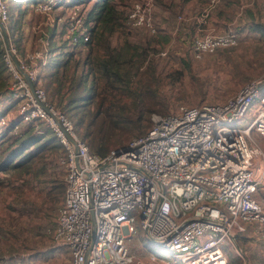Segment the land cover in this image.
Wrapping results in <instances>:
<instances>
[{
	"label": "built area",
	"instance_id": "built-area-1",
	"mask_svg": "<svg viewBox=\"0 0 264 264\" xmlns=\"http://www.w3.org/2000/svg\"><path fill=\"white\" fill-rule=\"evenodd\" d=\"M70 1L41 0L35 9L49 27L65 29L71 49H84L90 39L88 8ZM220 2L210 0L203 16ZM62 5L66 14L56 15ZM156 7V0L135 1L127 15L128 28L158 33ZM9 19L7 0H0V21L7 29ZM41 25L36 29L41 32L37 46L24 57L11 43L35 93L8 54L5 58L17 101L15 120L44 119L63 143L62 150L49 157L48 167L56 165L63 176L65 193L47 233L67 248L71 264H229L222 244L227 242L243 257L240 232L263 242L258 258L264 264V149L253 137L255 133L264 138V73L243 83L225 101L180 104L168 114L152 113L146 133L100 155L90 150L71 119L47 100L41 74L51 57V35ZM210 29L194 37V57L237 44L238 33L232 26L221 33ZM257 100L259 106L247 125L230 124ZM39 101L57 113L73 140ZM11 120L0 116V127ZM19 126L14 133L20 132ZM139 227L174 260L165 252L138 254L130 241ZM245 260L243 264H249Z\"/></svg>",
	"mask_w": 264,
	"mask_h": 264
},
{
	"label": "rangeland",
	"instance_id": "rangeland-1",
	"mask_svg": "<svg viewBox=\"0 0 264 264\" xmlns=\"http://www.w3.org/2000/svg\"><path fill=\"white\" fill-rule=\"evenodd\" d=\"M30 1L22 0L17 14L18 16L22 11V19L17 24L18 30L16 32L20 35L25 34V37L27 35L29 40L22 42V45L20 43V47L18 46L23 57L28 51L37 46V39L41 34V32L36 33L37 25H41L43 22L41 29L48 35H52L54 31V28L46 24L45 16L36 11L34 5L36 0ZM135 1L142 0H119L121 6L125 7L127 14ZM177 1L180 2L178 3L176 0H156L155 17L157 24L159 27L164 25V29H160L162 31L160 34L170 36L168 41H161V37L158 39L160 34L156 36L157 33L151 34L143 29L127 28L116 34L117 36L135 35L136 41L143 42L145 45H148V40L151 39L152 46L150 45V51H147V60L144 62L141 71L151 70L150 64L152 63L158 69L156 73L135 74L131 89L110 90L105 88L100 80L94 89L89 91L88 98H83V100L78 98L77 102L71 106L69 105L68 90L56 94V96H52V89L49 90L54 109L64 112L81 134L86 129L88 119L95 111H98L99 101L106 95L115 94L113 96L116 98L117 104L109 110H106L108 106L102 104V112H98L97 121L93 124L94 130L98 127L105 113L128 115L129 117H135L142 113L143 118L141 121L145 125L152 112L166 114L172 112L180 104L199 105L205 102L225 101L235 94L243 83L264 73V31L244 30L240 34L236 45L218 48L214 52L205 53L201 58H196L191 51L192 40L190 39L188 42L182 37L186 31L183 23L187 18H190V14L187 13L188 11L186 13L183 10L179 11V4L183 0ZM79 4H81V7L89 9V5ZM66 9L62 5V7L57 8L55 14L64 15ZM244 11L242 9V14ZM179 15L183 17L182 20L178 19ZM176 16L178 21L184 22L179 23ZM257 17H260V14L257 13ZM203 18L206 19L204 16ZM210 30L214 31L213 29ZM205 31L206 29L202 32ZM56 39L55 43L57 44L59 38L56 37ZM84 51L78 54L72 62L73 67L77 62L76 60L82 61L85 55ZM142 54L145 57L143 52ZM81 68L82 62L78 72ZM11 79L12 77L10 81ZM41 86L46 90L43 77ZM149 91H153L152 94H155L154 100H151L148 95ZM46 95L48 100V92H46ZM142 100L146 102L143 103ZM8 103L10 101L1 104L0 109L5 108ZM258 106L259 100L255 101L243 116L230 124L239 127L247 125L254 117ZM11 108L10 113L13 115L17 111V106H11ZM1 113L0 110V116ZM80 119H82L83 124L79 123ZM38 123L40 124L38 128L41 130L48 127L43 119ZM24 124L21 123L20 130ZM111 132L115 139L112 145L115 147L130 141L131 138L140 133V130L133 127L132 124L124 122L122 125L112 128ZM42 133L44 132H40V134ZM253 137L264 149V138L255 133ZM57 152H59L58 149L52 148L51 151L47 150L42 158L43 153L37 157L35 163L33 162V172L38 173L37 170H39V173L42 172L45 161L49 163L51 160L50 155ZM50 169L56 172L59 171L56 165H52ZM13 173L15 174V172ZM13 173L10 175L14 177ZM44 184L43 179L41 180L40 177L28 173L19 179L0 185V263L71 264V257L67 248L54 242L50 234L47 233V228L54 224L58 205L54 200H51V197L47 196L46 190H43ZM23 207H25L24 210H21ZM243 235L240 232L237 236L243 257L235 254L227 242L222 244L223 252L227 256L229 264H243L245 259L249 260L251 264L260 263L258 253L263 249V242L258 237ZM130 245L141 256H146L153 251L157 253L165 252L164 255L167 258L171 261L174 260L166 248L149 239L140 227L139 234L130 241ZM51 248L54 250L50 251ZM175 264H181V262L177 261Z\"/></svg>",
	"mask_w": 264,
	"mask_h": 264
},
{
	"label": "trees",
	"instance_id": "trees-1",
	"mask_svg": "<svg viewBox=\"0 0 264 264\" xmlns=\"http://www.w3.org/2000/svg\"><path fill=\"white\" fill-rule=\"evenodd\" d=\"M21 1L22 0H7L10 12V19L8 22L9 37L11 43H13L17 49L20 47L21 42L19 37L20 34L16 32L18 30L17 24L20 23V19H22V11L17 16ZM39 1L41 0H36L34 5ZM74 3L89 5L87 22L90 23V39L86 43L84 49H71V45H69L66 38L61 40L60 45H54L55 30L53 31V34L50 36L51 51L55 49L59 52L51 57L41 74L45 79L46 92L49 94L48 100L51 104L53 103L52 100H50V89H52V96H56V94H61L68 90L69 105L71 106L77 102L78 98L82 100L83 98H88L87 95L89 91L93 90L100 80L105 88L110 90L131 89L135 74L156 73L158 71L157 67L152 63L150 64L152 67L151 70L145 69L141 71L144 62L147 60V51H150L151 39L148 40V45H145V43L133 39V35H116L120 31L128 28L126 24L128 14L125 7L121 6L119 0L70 1V4ZM157 35L158 33L156 36ZM1 36L0 33V77H2L0 81V104L4 103V101H10V103L6 105V108L9 109L11 106H17V101L13 99L10 88V78L12 76L7 61L5 60L6 51ZM158 36V39L161 37V41H168L170 38V36L166 34H160ZM83 50H85V55L82 61L79 59L76 60L77 62L73 67L72 62ZM81 62L82 68L80 72H78ZM152 93L153 91H149L148 95L151 97V100H154L155 94ZM113 95H106L99 101L98 111H95L86 122V129L83 134L74 126L76 132L86 141L90 150L100 155H106L111 149L127 143L125 142L124 144L114 147L112 143L115 139L111 132L112 128L118 127L126 122L132 124L136 129H139L140 133L137 134L139 135L146 133L152 126L151 115L153 112L150 114L145 125L141 121L143 118L142 113H139L135 117L105 113L98 127L94 130L93 124L97 121L96 116L98 112H102V104L108 106L106 110L115 107V104H117L116 98ZM138 95H140V93H138ZM142 102L144 103L146 101L142 100ZM40 120L42 119L36 118L33 121L25 123L26 125L24 124L22 126L23 128L19 133H14L13 131L17 124L21 125L22 121L20 119L11 120L8 126L0 127V185L14 179H19L24 174L28 173H32L33 176H38L41 173H39V170H37L38 173L33 172L35 159L43 153L41 156L42 158L45 152L47 150L51 151L52 148L58 149L59 151L62 150L63 143L60 141L55 129L44 119L43 121L47 123L46 125L48 127L45 130L39 129L38 127L40 124L38 121ZM79 123L83 124L82 119H80ZM40 132L44 133L40 134ZM47 163L48 162L45 161L42 172L46 169ZM13 172H15V174ZM7 173H13L14 177L10 175L5 179ZM24 208L25 207L21 208V210H24ZM53 250V248L50 249V251ZM249 264H251L250 261Z\"/></svg>",
	"mask_w": 264,
	"mask_h": 264
},
{
	"label": "crops",
	"instance_id": "crops-1",
	"mask_svg": "<svg viewBox=\"0 0 264 264\" xmlns=\"http://www.w3.org/2000/svg\"><path fill=\"white\" fill-rule=\"evenodd\" d=\"M209 1L210 0H183V2L179 4V11L183 10L185 13L186 11H188L187 13L190 14V18H187L185 20V23H183L186 31L184 32L185 35L182 36L183 39L187 40L188 42L190 41V39L193 41L196 35L207 28H212L214 32L221 33L224 32L228 27L232 26L238 33V39L240 34H242V31L244 30H249L252 32L264 31V0H221L220 4L215 9L210 11V13L206 16V19H204L203 14L209 4ZM176 2L179 3L180 1L176 0ZM242 9L245 10L243 14ZM257 13L260 14V17H257ZM176 20L178 21L177 16ZM178 22L181 23L184 21L180 22L179 20ZM160 29H164V25L159 27L158 34L162 32ZM54 30V45H60L61 40H64L65 29L57 28ZM19 37L21 40V45L22 42L29 41L27 35L25 37V34L19 35ZM56 37L59 38L57 44L55 43V40H57ZM132 38L136 40L135 35H133ZM58 52V50H52L51 57L55 56ZM7 102L8 101H4V103L1 104H5ZM0 110L2 112L1 116H8L12 118V120L17 117V112L11 115L10 112L12 108L8 109L6 107H2V109ZM58 172L52 171L46 164V169L38 175V178L40 177L41 180L43 179V181L45 182L43 190H46L45 193L47 194V196L51 197V200H54L59 207L64 199L65 183L63 176L60 172ZM9 176L10 174L7 173L5 175V179ZM37 181L39 180L37 179Z\"/></svg>",
	"mask_w": 264,
	"mask_h": 264
},
{
	"label": "water",
	"instance_id": "water-1",
	"mask_svg": "<svg viewBox=\"0 0 264 264\" xmlns=\"http://www.w3.org/2000/svg\"><path fill=\"white\" fill-rule=\"evenodd\" d=\"M0 33L2 35V40H3V43H4V46H5V49H6V52H7L8 56L12 59V61L16 65V67L23 73V75L25 76V78L27 79V81L29 83L30 88L32 89L33 93H35V86H34L33 82L31 81L28 73L25 72L23 69H21L20 64H19V60H18L17 56L12 51L11 41H10L8 29L5 26V24H3L1 21H0ZM39 103L48 113L52 114V112H50L48 106L44 102L39 101ZM55 121L57 122L58 126L63 131L65 136L67 138H69L70 140H73L72 137L69 135V133H68L65 125L63 124V122L60 121L57 118H55ZM93 227H94V230H93V237H94V233H95L94 222H93Z\"/></svg>",
	"mask_w": 264,
	"mask_h": 264
},
{
	"label": "bare ground",
	"instance_id": "bare-ground-1",
	"mask_svg": "<svg viewBox=\"0 0 264 264\" xmlns=\"http://www.w3.org/2000/svg\"><path fill=\"white\" fill-rule=\"evenodd\" d=\"M50 117H51V119L53 120V121H55V118H57L58 117V115H57V113H50Z\"/></svg>",
	"mask_w": 264,
	"mask_h": 264
}]
</instances>
